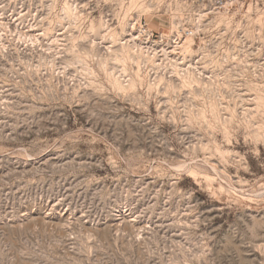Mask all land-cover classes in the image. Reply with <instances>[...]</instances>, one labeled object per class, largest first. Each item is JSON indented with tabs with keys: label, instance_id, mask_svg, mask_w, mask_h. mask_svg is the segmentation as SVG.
<instances>
[{
	"label": "rangeland",
	"instance_id": "rangeland-1",
	"mask_svg": "<svg viewBox=\"0 0 264 264\" xmlns=\"http://www.w3.org/2000/svg\"><path fill=\"white\" fill-rule=\"evenodd\" d=\"M0 264H264V0H0Z\"/></svg>",
	"mask_w": 264,
	"mask_h": 264
},
{
	"label": "bare ground",
	"instance_id": "bare-ground-1",
	"mask_svg": "<svg viewBox=\"0 0 264 264\" xmlns=\"http://www.w3.org/2000/svg\"><path fill=\"white\" fill-rule=\"evenodd\" d=\"M187 42V41H186Z\"/></svg>",
	"mask_w": 264,
	"mask_h": 264
}]
</instances>
